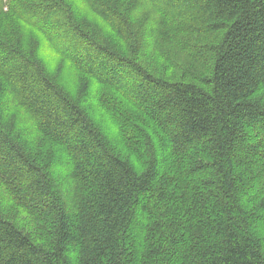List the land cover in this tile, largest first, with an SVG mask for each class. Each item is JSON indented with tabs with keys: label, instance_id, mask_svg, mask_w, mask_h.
Wrapping results in <instances>:
<instances>
[{
	"label": "trees",
	"instance_id": "1",
	"mask_svg": "<svg viewBox=\"0 0 264 264\" xmlns=\"http://www.w3.org/2000/svg\"><path fill=\"white\" fill-rule=\"evenodd\" d=\"M82 1L104 28L72 0H0V191L37 227L0 205V264H264V0H144L220 32L199 82L136 57L137 0ZM14 17L113 95L83 110L23 51ZM15 105L35 137L10 127ZM62 164L81 192L74 208L53 184Z\"/></svg>",
	"mask_w": 264,
	"mask_h": 264
},
{
	"label": "rangeland",
	"instance_id": "2",
	"mask_svg": "<svg viewBox=\"0 0 264 264\" xmlns=\"http://www.w3.org/2000/svg\"><path fill=\"white\" fill-rule=\"evenodd\" d=\"M72 1L76 3L75 12L86 11L93 24L95 23L99 28H104L102 20L88 9L84 1ZM166 5L170 8L171 3ZM193 15L195 13L187 12V9L181 13L174 10L160 14L150 13L146 2L137 0L133 7V16L141 23L139 26L141 43L136 57L140 58L142 64L147 65V69L155 70L156 74H160L167 80L183 78L186 80L194 79L195 82H199L208 76L213 63L210 46L220 41V32L200 30L208 28L199 24L196 26V21L191 17ZM10 19L13 21H9L7 25L12 26L18 33H13V35L17 37L27 56L40 64L58 89L75 100L83 110L90 112L93 109L95 111V108H97L96 103L99 102V98L104 92L113 95L112 92L107 90V86H104L94 77L85 75L70 58L56 51L46 34L41 33L40 30L19 17ZM46 24L52 29L49 21ZM184 28L192 29L193 35L191 36L195 39L201 38L202 42L198 38L193 43L187 32L176 34ZM61 31L63 32L64 28ZM180 38L186 40V45L179 49L178 39ZM108 100L111 102L119 101L116 98H108ZM9 119L13 131L22 134L24 138L36 136L34 122L21 106L15 105ZM105 122L108 121L104 119L103 125ZM109 134L113 136L115 150L125 152V150L120 149V143L117 139L118 132L114 126H110ZM63 165H56L52 169L53 184L62 201L69 208H74L78 203L81 192L72 171ZM0 203L4 209L13 205L3 191H0ZM6 213L7 217L24 227L27 232L31 230V234L36 235L37 227L34 228L33 221L24 215L21 209L10 207Z\"/></svg>",
	"mask_w": 264,
	"mask_h": 264
}]
</instances>
